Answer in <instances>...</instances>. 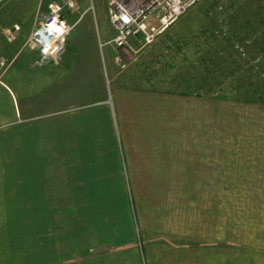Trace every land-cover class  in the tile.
I'll list each match as a JSON object with an SVG mask.
<instances>
[{"label": "crops", "instance_id": "crops-1", "mask_svg": "<svg viewBox=\"0 0 264 264\" xmlns=\"http://www.w3.org/2000/svg\"><path fill=\"white\" fill-rule=\"evenodd\" d=\"M96 11L94 1L78 0V10L65 14L73 29L61 58L38 66V53L22 76L8 78L9 66L0 79V264H243L238 256L229 261L227 222L216 235L210 223L191 218L186 235L144 237L139 247L125 208L124 146H165V134L179 135L180 102L190 133L211 134L226 112L243 141L254 125L262 123L263 134L264 110L173 93L190 85L164 67L177 24L149 46L131 38L121 71L107 2L104 14ZM235 150V174L213 171L204 181L264 182L256 174L264 156ZM102 199L120 200V219L115 208H99ZM85 215L95 223L83 222Z\"/></svg>", "mask_w": 264, "mask_h": 264}, {"label": "rangeland", "instance_id": "rangeland-1", "mask_svg": "<svg viewBox=\"0 0 264 264\" xmlns=\"http://www.w3.org/2000/svg\"><path fill=\"white\" fill-rule=\"evenodd\" d=\"M51 1L0 3V60L6 63L3 73L10 66L8 78L17 73L22 76V66L38 55L28 40ZM89 1H94L96 12L105 13L106 0ZM14 24L21 31L9 42L5 31ZM175 24L178 29L171 36L174 43L165 49L164 67L165 71L176 68L172 75L190 85L173 87V93L204 95L224 106L264 110V0H201ZM186 107V102H180L179 135L165 134V146H124L131 197L125 208L131 206L137 244L140 247L144 237L186 235L191 218L197 224L210 223L216 235L220 229L222 234L227 222L229 261L238 256L243 264H264V182L204 181L213 178L204 176L213 171L235 174L236 147L250 156H264V151H257L264 149L262 123L254 125L253 135L250 132L243 141L235 127L231 128L235 120L224 112V125L214 123L211 134L199 133L197 128L193 134ZM256 161L264 166V157ZM263 166L256 168V174H264ZM96 201L102 211L115 208L113 217L120 219V200H113L114 204L112 200ZM82 221L95 223V215H85Z\"/></svg>", "mask_w": 264, "mask_h": 264}, {"label": "built area", "instance_id": "built-area-1", "mask_svg": "<svg viewBox=\"0 0 264 264\" xmlns=\"http://www.w3.org/2000/svg\"><path fill=\"white\" fill-rule=\"evenodd\" d=\"M4 0H0L2 3ZM201 0H106L109 20L114 28L112 40L115 49V63L121 71L129 63L123 56V49L129 46L133 37L139 36L143 45H151L192 6ZM78 10V0H53L41 16L37 27L29 37L30 49L39 53L34 64L42 66L58 61L66 51L67 37L73 29L65 19L66 12ZM21 26L14 24L6 29L9 42L17 39ZM0 60V79L5 68Z\"/></svg>", "mask_w": 264, "mask_h": 264}]
</instances>
